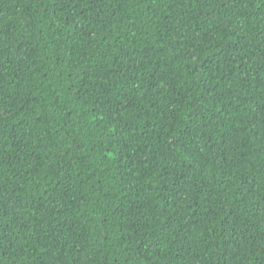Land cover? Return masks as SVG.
<instances>
[{"label": "trees", "instance_id": "16d2710c", "mask_svg": "<svg viewBox=\"0 0 264 264\" xmlns=\"http://www.w3.org/2000/svg\"><path fill=\"white\" fill-rule=\"evenodd\" d=\"M0 264H264V0H0Z\"/></svg>", "mask_w": 264, "mask_h": 264}]
</instances>
